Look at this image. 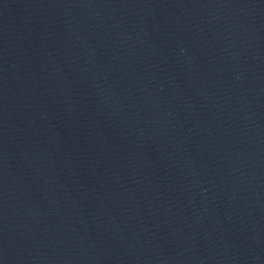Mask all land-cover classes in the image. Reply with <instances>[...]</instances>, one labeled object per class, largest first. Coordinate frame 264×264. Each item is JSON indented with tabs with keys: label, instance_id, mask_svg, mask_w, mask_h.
Listing matches in <instances>:
<instances>
[{
	"label": "water",
	"instance_id": "1",
	"mask_svg": "<svg viewBox=\"0 0 264 264\" xmlns=\"http://www.w3.org/2000/svg\"><path fill=\"white\" fill-rule=\"evenodd\" d=\"M0 264H264V0H0Z\"/></svg>",
	"mask_w": 264,
	"mask_h": 264
}]
</instances>
